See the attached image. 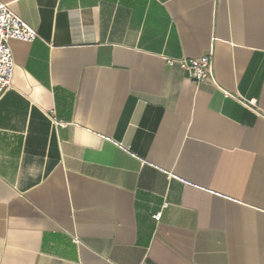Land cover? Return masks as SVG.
Masks as SVG:
<instances>
[{
  "label": "crops",
  "instance_id": "0c3cea01",
  "mask_svg": "<svg viewBox=\"0 0 264 264\" xmlns=\"http://www.w3.org/2000/svg\"><path fill=\"white\" fill-rule=\"evenodd\" d=\"M0 1V264H264V0Z\"/></svg>",
  "mask_w": 264,
  "mask_h": 264
},
{
  "label": "built area",
  "instance_id": "2783aa9c",
  "mask_svg": "<svg viewBox=\"0 0 264 264\" xmlns=\"http://www.w3.org/2000/svg\"><path fill=\"white\" fill-rule=\"evenodd\" d=\"M38 36V32L16 15L8 4L0 1V99L13 88L15 60L11 42L18 40L31 43ZM167 63L170 66L178 65L187 72L189 79L197 84L204 82L213 75L214 64L211 55L178 61L167 60ZM248 104L256 106V101L250 100ZM51 121L56 127L65 126L54 116L51 117ZM166 206L167 204L164 205V208ZM160 217L161 213L153 216L156 220H159Z\"/></svg>",
  "mask_w": 264,
  "mask_h": 264
}]
</instances>
